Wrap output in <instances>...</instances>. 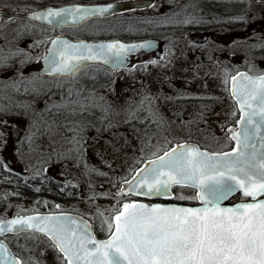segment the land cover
<instances>
[{"label": "flooded vegetation", "instance_id": "obj_1", "mask_svg": "<svg viewBox=\"0 0 264 264\" xmlns=\"http://www.w3.org/2000/svg\"><path fill=\"white\" fill-rule=\"evenodd\" d=\"M105 1L112 0H6L8 3H0V7L32 12L68 3ZM5 21L12 23L1 26ZM3 22L0 58L8 59L0 61V104H16L27 96L31 99H26V103L36 107L50 100L59 101V95L55 99H49L51 93L45 95V84L52 82V90L68 79L73 117L86 116L88 136H105L94 133L92 127L100 131L110 129L107 135L111 137L118 133L124 135L116 147L126 154L128 168L134 169L128 179L148 160L178 144L194 143L218 153L233 150L236 142L230 139L229 130L238 128L241 112L231 94V78L240 72L264 74V0H152L148 5L92 17L70 26H48L25 18ZM12 34L22 41L47 36L41 54L36 55L35 65L27 66L29 70L22 77L17 76L20 73L14 68L9 69L10 59L21 54L14 51L12 54L5 49L6 44H1L2 38ZM58 35H68L75 41L147 40L151 47L130 51L119 68L91 62L70 76L42 75V61L51 40ZM128 71L132 79L127 78ZM30 72L33 74L27 76ZM5 82L13 86L3 87ZM79 105H84L85 111ZM50 118L49 114L0 113V139L5 138L12 148L20 147V140L24 139L25 147L32 142L34 152L41 151L39 134L59 128L58 122ZM31 130L33 134L29 135ZM0 152L4 150L0 148ZM132 154L135 156L128 157ZM34 164V168L28 169V162L5 163L0 157V171L14 175L13 183L16 179L20 181L26 192L29 186L52 191L55 204L41 203L36 207L29 200L14 204L12 201L17 198L8 194L0 183V219L44 211H71L89 218L96 232H109L107 225L95 223L85 212L71 208L69 184L59 177L63 174L49 173L45 166L41 168V163ZM121 191L122 187L115 193L118 200H139ZM28 204L32 207L25 206ZM25 207L32 209L22 210Z\"/></svg>", "mask_w": 264, "mask_h": 264}, {"label": "snow or ice", "instance_id": "obj_2", "mask_svg": "<svg viewBox=\"0 0 264 264\" xmlns=\"http://www.w3.org/2000/svg\"><path fill=\"white\" fill-rule=\"evenodd\" d=\"M112 7L48 9L32 18L60 17L57 23H67L71 16L79 22ZM52 43L45 63L57 73L75 72L82 60L108 63L116 58L123 63L130 51L151 47L118 42L70 45L59 38ZM231 79L232 95L246 113L240 131L229 130L236 142L232 152L211 154L195 145L178 144L150 160L128 182L129 192L147 198L170 197L177 185L193 189L196 195L191 199L199 201L200 207L124 203L114 216L115 225L107 224V240H96L86 223L77 224L71 217L18 218L0 223V232L13 231L16 225L19 230L44 232L67 264H264V199H257L264 196V75L241 73L239 85L235 76ZM237 191L252 202L222 207ZM0 264H20L3 244Z\"/></svg>", "mask_w": 264, "mask_h": 264}, {"label": "rangeland", "instance_id": "obj_3", "mask_svg": "<svg viewBox=\"0 0 264 264\" xmlns=\"http://www.w3.org/2000/svg\"><path fill=\"white\" fill-rule=\"evenodd\" d=\"M4 2L8 3L6 0H0V3ZM11 23V21H5L1 26L6 27ZM7 33L9 32H2V34ZM45 37L47 36L45 35ZM45 37L37 36L31 41L25 39L22 41L18 35L12 34V36L8 35L6 39L2 38L1 44H6V50H10L12 54L13 51L15 54H21L10 59V66L12 67L9 69L14 68L17 73H20L17 76L22 77V73L28 69L27 66L35 65L36 55L41 54V48L47 43ZM32 74L30 72L27 76ZM126 75L127 78L132 79L131 72L128 71ZM15 82L18 83L19 80ZM51 85L53 83L50 81L48 85L45 84V95L51 93L49 99H55V96L59 95V101H44L43 105L36 107V105L26 103V99H31L27 96L23 98V101H18L16 104L12 103L5 106L0 104V113L2 114H49L51 115L50 119L56 120L59 124V128H55L54 131L39 134L40 146L43 147L41 151L34 152L32 142L25 147L24 139L20 140V147L15 145L13 148L12 144L8 145L6 143L5 138L0 139V148L4 150V152H0L1 160L5 163L14 162V160H17V162L22 161L23 164L28 162V169L34 168V163L39 162L41 168L45 166V171L49 173L63 174L59 177L69 184L67 188L72 194L71 208L85 212L95 223L107 225L109 221H113V217L119 212L122 203H125V201L122 202L118 200L119 198H116V191L134 172V169L128 168L130 165L126 163L124 157L126 154H123L120 148L116 147L120 138L122 139L124 135L118 133L111 137L107 135L111 132L110 129L100 131L98 128L92 127L94 133H102L105 136H99L98 134L88 136L90 128L87 127V122H85L86 116L73 117V110L71 109L73 101L69 96L71 87L69 80H62L59 86H55L58 88L52 87V90ZM4 86L11 88L13 85L11 82H5L3 83ZM79 107L82 111H85L84 105H79ZM79 117L81 118L75 123L74 120ZM14 130H17V128H14ZM33 131H29V135H32ZM16 146H18V149ZM53 148L54 150H51ZM134 156L135 154H132L128 157ZM1 171L0 183L8 194L17 198L12 201L14 204L20 203L22 200H29L30 204H34L36 207L41 206V203L45 206H50V203L55 204V201H52L54 199L52 191H42L39 186L37 189L29 186L28 192H26L20 181L18 182L16 179V183H13L11 178L14 175ZM101 184H104V186L102 187ZM83 188L85 189L83 190ZM176 195L184 198L194 197V193L185 191H178ZM30 204L25 206L32 207ZM30 209L32 208L22 210ZM9 240H14L18 245V253L24 264H67L66 259L54 246L53 242L44 235L37 233L21 234L12 236Z\"/></svg>", "mask_w": 264, "mask_h": 264}, {"label": "water", "instance_id": "obj_4", "mask_svg": "<svg viewBox=\"0 0 264 264\" xmlns=\"http://www.w3.org/2000/svg\"><path fill=\"white\" fill-rule=\"evenodd\" d=\"M151 2H152V0H112V1H109V2H106L105 1V2H96V3L64 4V5H60V6H49V7H46L44 9H41V10H38V11H33L32 13L31 12H23V11H12V10H9V9H6V8H0V20L2 18H14V17H21V18L33 19L32 17H33V14L34 13H44V14H46L48 9L60 10V9L75 8V7H81V8H85L86 7V8L92 9V8L106 7L108 5H112L113 6L111 9H109L107 12H105L103 14H91L90 13L85 19L82 20V21H85V20L90 19L92 17H95L96 18V16H106V15H109L111 13H114V12H117V11H122V10H125V9H128V8H135V7L138 8V7L144 6L145 4L146 5L151 4ZM48 19H53V23H49L48 22ZM33 20L39 21L42 24H45V25H48V26H70V25H75V24H79V23L82 22V21L74 22L72 20V17L71 16H68L67 17V21H68L67 23H63V22L57 23L56 21H60L61 20L60 17L47 18V19H33ZM58 38L60 40L67 41L68 44H70V45H78V44L100 45V44H109V43H114V42H118V43L125 44V45H133V44H136V45H140V44L147 45L149 43V41H147V40H145V41L144 40H141V41H132V42H129V41H122L121 39H118V40L117 39H103V40H97V41L96 40L82 39V40H76L75 41L73 38H71V37H69L67 35H58V36L54 37L51 40V43L49 45L47 54H45L46 56H49L50 55L49 50L53 48L52 41L57 40ZM45 57H44V59L42 61V68H41V71H40L42 75L55 76V77H63V76H70V74H73L74 73V72L73 73H57V72L51 70L49 68V65L45 63ZM57 59H59V57H57ZM91 62L103 63L105 65H108V66H111V67H114V68H119V67H121L124 64V63H119V61L116 58H113L112 60H109L108 63H104V61L103 60H100V59H96V60H82V61L79 62V67L78 68H80V67H82V66H84V65H86L88 63H91ZM241 73L246 74L248 76H253V77L260 76V75L250 74L249 72H247V73L246 72H240V73H238L235 76L237 78V84L238 85L240 83V74ZM261 75H264V74H261ZM230 89H231V92H232V84H231V88ZM234 99L236 100L235 97H234ZM237 105L239 106L238 109H240V105L238 103H237ZM241 114H242V116H241V119H242V117L246 113H242L241 112ZM241 119H240V121H241ZM240 129H241V123H239V128L237 130H235V132H239ZM184 144H186V143H184ZM187 144L195 145L201 151H205V152H208V153H211V154H217L215 152H211L209 150L200 148L198 145H196L194 143H187ZM235 147H236V144H235ZM227 152L230 153V152H232V150L231 151H227ZM219 153H225V152H219ZM155 158H156V156H155ZM155 158H152L150 160H153ZM148 162L146 164H144L128 182L133 181V178L140 172L141 169L145 168L146 166H149ZM128 182L125 184V186H124V188H123L122 191L123 192H126V193H131V192H129V183ZM178 186L179 185H177V187ZM172 188L170 190L171 191V196L170 197H153V198H147V197H144V196L137 195V196H140V197H143V198H146V199L156 200L158 198V199L165 200V201H168V202H165V201H157V202L149 203L148 201H144V200H140V201H137L136 200V202L146 203V204H156V203H159V204H165V205L175 204V205L181 206V207H200L201 206V204L199 203V201H198L197 204L190 205V206H189V204H186V203H180V202H174V201H172L174 199V192L172 191ZM238 192L239 191L235 192L234 194H236ZM228 199H226V200H224L222 202V205H221L222 207H232L235 204H238V203H241V202H252L251 201V198H249V200L241 201V202H238V203H235V204H232L231 205V204L227 203ZM257 199L258 200L259 199H264V196L257 197ZM48 216H51V217H71V218H73L77 222V224H80L81 222L86 223L89 226V228H90V231H91L92 236H94L96 240H107V239L110 238V235L107 236V237H105V238H98L97 235H96V233H95V230H94L92 224L90 223V221L87 218L83 217L82 215L77 214V213H72V212H63V213L62 212H49V213H42V214L40 212V213H30V214H19V215H14L11 218H2V219H0V223H5L6 224L8 221L14 220V219H18V218H26V217H48ZM19 229H20V226L19 225H16V226H14L13 231L0 232V244H3V245L6 246V248L8 250V254L11 257H13L16 261L20 262V264H23V261L20 258V256L17 255L14 252V250L9 245L8 241L6 239H4V236L7 235V234H10L11 235V234H17V233H20V232H29V231H36V232L42 233L44 235H47V234H45L44 232L38 231V230H36L34 228H29V227H25L24 230H19Z\"/></svg>", "mask_w": 264, "mask_h": 264}, {"label": "trees", "instance_id": "obj_5", "mask_svg": "<svg viewBox=\"0 0 264 264\" xmlns=\"http://www.w3.org/2000/svg\"><path fill=\"white\" fill-rule=\"evenodd\" d=\"M185 190V192H191V189L190 188H185L184 189ZM242 197H241V195L240 194H237V195H235V196H233V197H231V199H230V202L231 203H233V202H237V201H239V199H241ZM99 236H101V235H105V234H101V233H98V232H96ZM12 244H13V248H18L17 246V244H16V242H12ZM21 244V243H20ZM17 250V249H16Z\"/></svg>", "mask_w": 264, "mask_h": 264}]
</instances>
